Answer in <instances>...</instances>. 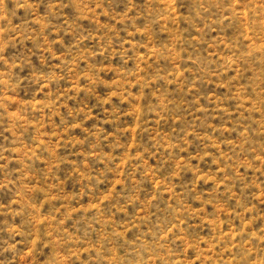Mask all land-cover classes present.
Returning <instances> with one entry per match:
<instances>
[{"label":"rangeland","instance_id":"374dc122","mask_svg":"<svg viewBox=\"0 0 264 264\" xmlns=\"http://www.w3.org/2000/svg\"><path fill=\"white\" fill-rule=\"evenodd\" d=\"M0 264H264V0H0Z\"/></svg>","mask_w":264,"mask_h":264}]
</instances>
